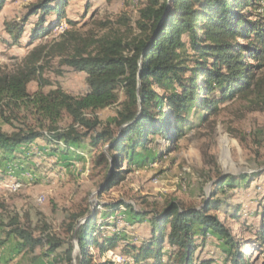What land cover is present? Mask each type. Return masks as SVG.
<instances>
[{"label": "rangeland", "instance_id": "1", "mask_svg": "<svg viewBox=\"0 0 264 264\" xmlns=\"http://www.w3.org/2000/svg\"><path fill=\"white\" fill-rule=\"evenodd\" d=\"M40 1L7 0L0 10V74L17 72L33 53L45 51L37 63L41 79L37 77L28 85L32 97L57 90L72 97L84 96L89 91L87 75L64 65L63 59L72 56L77 46L106 38L131 43L140 36L141 12L149 6V0H68L64 32H59V26L32 42L36 15L29 19L20 44H12L4 24L20 22ZM258 9L264 16V0ZM55 21L56 16L51 15L44 28ZM73 38L77 42H71ZM65 41L71 45L62 51L59 45ZM257 80L260 91L219 104L218 111L210 116L199 112L193 117L194 125L177 143L155 137L147 149L132 152L133 161H123L120 170L125 171L124 178L115 185H109L110 164L100 162L99 157L108 154L110 148L103 144L94 147L93 140L107 127L119 132L113 120L125 106L122 91L116 105L88 114L98 119L99 126L87 133L81 148L55 146L39 139L23 147L24 154L16 158L8 159L0 153V264H80L82 251L76 231L92 219L98 226L94 233L97 241L105 244L115 239V247L107 246L102 252L89 247L91 263L137 264L136 250L153 238L149 220L173 202L217 217L232 230L243 249L241 253L252 264H264V241L256 237L264 224V69ZM157 93L164 94L162 90ZM218 95L216 92L214 97ZM37 121V116L26 112L14 119L11 110L0 107V131L4 134L25 126L39 128ZM71 124L65 114L55 129L64 131ZM230 177L237 179L234 185L222 188ZM17 182L21 187L13 192ZM132 210L148 216L134 220ZM236 214L238 221L231 218ZM15 217L19 226L42 240L41 247L21 250L15 237L7 235L16 227L10 226ZM247 226L252 227L253 234H247ZM48 235L61 244L52 254ZM243 242L251 244L244 248ZM173 250L166 242L165 252ZM195 256L197 264L203 260L222 264L225 258L217 237L207 239Z\"/></svg>", "mask_w": 264, "mask_h": 264}, {"label": "trees", "instance_id": "2", "mask_svg": "<svg viewBox=\"0 0 264 264\" xmlns=\"http://www.w3.org/2000/svg\"><path fill=\"white\" fill-rule=\"evenodd\" d=\"M261 1L149 0V6L141 12L140 36L131 43L106 38L77 46L72 56L63 59L64 65L87 75L89 91L81 97H72L61 90L33 97L29 94L28 85L42 76L37 63L45 51L37 50L22 69L0 74V107L11 110L14 119L21 112L37 116L39 128L25 126L11 134L0 131V153L8 159L16 158L24 154L23 147L39 139L55 146L81 148L87 133L99 126L98 119H91L88 114L116 105L122 91L125 106L113 120L119 132L107 127L93 140L94 147L109 146V155L101 154L100 162L110 164L109 185L117 184L124 178L121 164L126 158L133 161L130 155L138 148L147 149L155 137L177 143L186 129L194 125L193 117L199 112L210 116L218 111L219 104L261 90L257 80L264 69V16L257 12ZM6 2L0 0V10ZM67 6L68 0H41L20 22H6L4 27L11 43L20 44L29 19L36 15L38 22L32 31V42L51 33L67 20ZM51 15L56 16V21L44 28ZM71 42L65 41L59 47L66 51ZM92 46L95 50L90 52ZM157 90L164 94H158ZM216 92L218 98L214 97ZM65 114L72 124L67 130H56ZM236 180L230 177L221 187L234 185ZM131 214L137 221L148 216L134 210ZM231 218L236 221L238 216ZM11 223L10 226L16 227L7 235L15 237L21 250L34 251L43 245L31 230L19 226L18 218ZM148 224L153 238L136 250L137 264H197L195 255L210 237L219 239L225 255L222 264H252L241 253L243 249L232 230L205 210L185 209L173 202ZM97 227L92 219L76 231L82 251L80 264H92L88 252L91 246L101 252L107 246L115 247V239L105 244L97 241L94 237ZM246 231L253 234L251 226ZM256 237L259 242L264 241V224ZM46 241L51 254L61 247L50 235ZM166 242L173 252H165ZM248 244L251 243L243 242L242 246L246 248ZM214 263L215 260L199 261V264Z\"/></svg>", "mask_w": 264, "mask_h": 264}, {"label": "built area", "instance_id": "3", "mask_svg": "<svg viewBox=\"0 0 264 264\" xmlns=\"http://www.w3.org/2000/svg\"><path fill=\"white\" fill-rule=\"evenodd\" d=\"M65 28H66L65 24H61L60 27L58 28V30L61 33V32H64L65 31ZM20 187H21V184L19 182H17V183H15L12 186V191L13 192H16V191H18L20 189ZM38 201L41 203L43 201V199L40 198Z\"/></svg>", "mask_w": 264, "mask_h": 264}, {"label": "crops", "instance_id": "4", "mask_svg": "<svg viewBox=\"0 0 264 264\" xmlns=\"http://www.w3.org/2000/svg\"><path fill=\"white\" fill-rule=\"evenodd\" d=\"M39 149V148H38Z\"/></svg>", "mask_w": 264, "mask_h": 264}]
</instances>
